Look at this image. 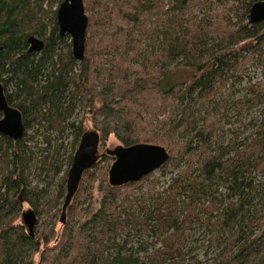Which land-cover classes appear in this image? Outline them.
<instances>
[{"label": "trees", "instance_id": "obj_1", "mask_svg": "<svg viewBox=\"0 0 264 264\" xmlns=\"http://www.w3.org/2000/svg\"><path fill=\"white\" fill-rule=\"evenodd\" d=\"M61 1L0 0V82L25 130L45 124L70 131L69 165L90 122L98 158L84 171L56 235L51 221L63 205L65 176L53 193L38 189L25 133L17 141L0 134V264H264V207L254 202L264 199V183L249 177L264 160V135H250L235 154L211 152L216 113L186 112L195 101L207 109L221 84L234 85L246 66L264 65V22H248L258 0H84L82 61L72 57L70 38L58 35ZM30 35L44 41L41 51H28ZM179 70L191 77L167 80ZM263 89L264 82L247 88L252 95ZM79 107L88 117L77 121ZM110 135L123 146H163L169 159L160 170L175 175L159 192L153 181L140 192L151 174L111 186L108 167H99L113 160L106 148L100 152ZM96 173L104 177L100 197L84 208L85 179ZM25 201L36 215L47 208L49 219L42 231L34 228V237L18 216ZM203 231L206 243L190 247Z\"/></svg>", "mask_w": 264, "mask_h": 264}, {"label": "rangeland", "instance_id": "obj_2", "mask_svg": "<svg viewBox=\"0 0 264 264\" xmlns=\"http://www.w3.org/2000/svg\"><path fill=\"white\" fill-rule=\"evenodd\" d=\"M87 14V13H86ZM151 47L145 43L143 50H150ZM192 72L188 70H179L173 73L172 76H169L167 80L178 79V82L185 81L191 77ZM264 82V65L263 64H252L246 66L243 71L240 73V77L237 81H234V85L231 84V80L224 81L221 85V89L218 94L214 96L211 100L208 101L207 109L204 105L195 101L193 104L187 108L188 117L197 115L198 109L201 113L205 110L209 112L213 111L216 113V120L218 124L215 126V131L213 132L211 142H210V151L220 147L221 149L229 150L231 154H235L236 151L247 147L249 141L251 140L250 135L253 136V139L258 137L261 133V136L264 135V89L258 94H250L247 90L248 86L252 89H256L257 86ZM253 96V97H252ZM248 101V103H245ZM221 102H226V107L218 108ZM242 107V108H241ZM211 112V113H213ZM200 114V113H198ZM82 115L87 116L88 113H83L79 107L74 115L79 121ZM88 117V116H87ZM83 131L93 130L90 122L85 121ZM24 143L31 150L32 164L30 168V173L33 179V185L36 184L38 189H44L45 191L54 192V189L57 187L60 179L65 176L64 190L66 185L67 171L69 169V157L72 153V134L69 130L59 132L51 128L46 127L45 124L41 126H33L30 129L25 130ZM117 145H122L114 136L110 135L107 137L106 141L102 145L100 152L104 151L105 148L112 149ZM76 149V148H75ZM113 160H108L105 163L99 165L100 168L103 166V171L107 168L106 171V180L108 181V170ZM261 166L257 169H254L249 175L250 178H253L254 182L264 183V160L261 161ZM58 169L59 172L55 175L54 171ZM93 173V170L91 171ZM151 175L143 183V186L140 192H147L148 181L157 182L156 185L152 187L155 192L161 191L162 184L167 183L168 177L175 175V171H162L159 169L150 173ZM94 175V174H93ZM92 175V176H93ZM104 181V177H101L100 173L94 175L93 180L88 181L85 179L84 185L88 191L87 195H83L84 200H88L83 204V207L89 206L91 202H96L101 194L100 191V182ZM219 197H222L225 194L224 188L222 186L218 189ZM65 194V191H64ZM140 193H137V196ZM36 197V196H35ZM33 198V196H32ZM134 198V197H132ZM34 199V198H33ZM43 201V200H42ZM41 201V202H42ZM40 202V203H41ZM256 207H264V199L262 201L255 200ZM36 203V202H35ZM93 203V204H94ZM261 204V205H260ZM260 205V206H259ZM34 207L28 202H21L18 216L21 215V212L27 208ZM31 208V209H32ZM79 209V208H78ZM47 208L41 209L37 215V223L35 228H39V231H42L45 227V223L48 221V216L45 214ZM55 213L54 219L51 221L52 226L57 232L56 235L60 234L63 228V224L60 223L61 216V205L58 208L53 210ZM78 212H76L77 214ZM18 221V219H17ZM66 221H67V210H66ZM71 222V221H70ZM201 230H199L200 232ZM204 231L201 233L194 234L191 238L190 247L197 246L200 241L204 244L206 243L207 234L203 235ZM58 237V236H57ZM205 240V241H204ZM53 244V243H51ZM136 245V244H134ZM211 252L216 250V247L209 249ZM208 250V251H209ZM39 253H36L33 256V259L37 261L39 259ZM202 257V256H201ZM207 256L204 255L202 258L205 259Z\"/></svg>", "mask_w": 264, "mask_h": 264}, {"label": "water", "instance_id": "obj_3", "mask_svg": "<svg viewBox=\"0 0 264 264\" xmlns=\"http://www.w3.org/2000/svg\"><path fill=\"white\" fill-rule=\"evenodd\" d=\"M58 35H67L71 42V55L76 61L84 59L85 39L88 27V16L84 8V0H62L55 12ZM248 22L250 24L264 22V1L252 3ZM28 51L39 52L44 47V41L37 36L27 38ZM0 47V51H1ZM0 134L17 141L25 133V125L21 112L11 106L0 82ZM98 135L94 130L85 131L77 144L67 171L65 194L61 207L60 222L66 221V208L78 189L84 171L97 160ZM105 152L113 157L108 170V183L111 186H122L141 180L153 171L163 166L169 159L167 150L154 143H135L128 146L117 145ZM37 215L33 209L27 208L21 212L20 221L25 226L30 237H34Z\"/></svg>", "mask_w": 264, "mask_h": 264}]
</instances>
